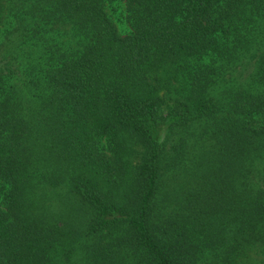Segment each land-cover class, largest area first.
I'll list each match as a JSON object with an SVG mask.
<instances>
[{"label": "trees", "instance_id": "16d2710c", "mask_svg": "<svg viewBox=\"0 0 264 264\" xmlns=\"http://www.w3.org/2000/svg\"><path fill=\"white\" fill-rule=\"evenodd\" d=\"M255 245L264 0H0V264H238Z\"/></svg>", "mask_w": 264, "mask_h": 264}, {"label": "rangeland", "instance_id": "374dc122", "mask_svg": "<svg viewBox=\"0 0 264 264\" xmlns=\"http://www.w3.org/2000/svg\"><path fill=\"white\" fill-rule=\"evenodd\" d=\"M108 11L112 14L114 21L124 33L130 31V25L126 20L125 7L122 5L113 7L110 5ZM66 27L62 31H66ZM238 264H264V251L259 246H250L238 258ZM82 263V261H81ZM80 263V264H81ZM78 264V263H76Z\"/></svg>", "mask_w": 264, "mask_h": 264}]
</instances>
